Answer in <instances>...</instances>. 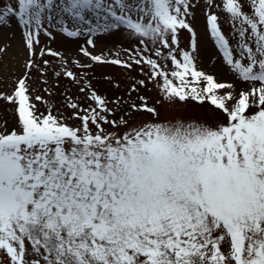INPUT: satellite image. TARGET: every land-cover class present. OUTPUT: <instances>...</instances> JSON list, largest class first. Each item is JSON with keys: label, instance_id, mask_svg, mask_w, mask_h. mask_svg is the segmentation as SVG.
Instances as JSON below:
<instances>
[{"label": "snow or ice", "instance_id": "6c2138e0", "mask_svg": "<svg viewBox=\"0 0 264 264\" xmlns=\"http://www.w3.org/2000/svg\"><path fill=\"white\" fill-rule=\"evenodd\" d=\"M197 6L231 81L196 65ZM9 18L24 30L28 59L12 93L0 92L18 117L0 128V264H264V0H0V25ZM49 29L84 37L88 61L138 66L163 102H208L224 119L161 122L144 96L109 100L66 66L91 104L69 100L71 118L39 112L27 83L33 68L45 82L36 57L68 64L51 47L37 51L41 33L54 38ZM116 33L136 46L89 51ZM140 87L145 79L129 91Z\"/></svg>", "mask_w": 264, "mask_h": 264}, {"label": "rangeland", "instance_id": "374dc122", "mask_svg": "<svg viewBox=\"0 0 264 264\" xmlns=\"http://www.w3.org/2000/svg\"><path fill=\"white\" fill-rule=\"evenodd\" d=\"M4 2L7 3L9 0H4ZM245 10H248L247 5H245ZM217 14L220 17L219 24L223 33L229 38L230 43H234L231 39V29L225 15L222 12H217ZM194 17L192 23L197 34L198 51L192 54L196 57L198 69L213 75L218 82L231 81L232 76L223 64L222 57L219 55L207 32L206 16L199 6L194 9ZM23 31L15 18H9L7 24L0 25V47L5 49V51L0 53V92L5 94H11L16 82L25 75V64L28 59V53L23 42ZM49 31H52V37L54 38L41 33L37 51H39V48L51 47L54 51L62 53L65 59L68 60V64L62 66L51 55H44L42 58L36 57L37 63L40 64L41 68H44L43 81L45 82H40V73L33 68L29 70L27 83L30 89L31 102L36 105L39 112L46 114L47 109L51 107L53 114H62L64 117L71 118L73 110L67 106L69 100L78 103L81 108H86L91 104V101L87 99V89L84 93L79 91L85 84L75 83L63 75V68L66 66L69 70L75 72L78 77L86 73L85 83H90L92 89L109 100L121 97L129 103H139L138 96H144L150 106L157 107L161 122L181 118L185 121H207L208 123L215 124L217 120L224 119L208 102L201 104L190 99L184 104L176 103L169 105L163 102L155 84L147 81L138 66L133 65L132 70H127L112 64L88 61L79 54V48L86 46L84 37L69 38L58 31L52 29H49ZM179 42L181 48L191 52L190 33L186 30L180 31ZM135 46V40L116 33L112 36H100L96 38V47L94 49L89 48V51L93 54L107 53L111 56L112 51L130 49ZM121 55L122 58L127 59V56L123 52H121ZM43 60L50 62L46 68L42 63ZM75 60L89 63L91 66L81 69L73 63ZM168 67L171 69L172 66L169 64ZM147 71L148 69L144 68V72ZM56 73H60V75L57 76ZM140 79L146 80L147 87H140L138 91L130 92L131 84L135 80ZM37 95L43 97V100H35ZM158 100L161 101V104H157ZM15 108L14 104L0 99V128H3L5 124L9 130L17 127L18 117ZM135 118L145 121L154 119L147 113H138ZM68 123L76 125L79 124V120L68 119Z\"/></svg>", "mask_w": 264, "mask_h": 264}]
</instances>
